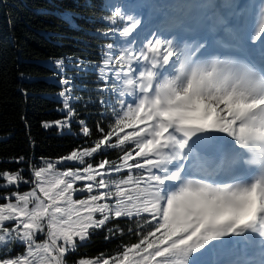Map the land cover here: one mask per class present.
I'll list each match as a JSON object with an SVG mask.
<instances>
[{
  "label": "snow or ice",
  "instance_id": "1",
  "mask_svg": "<svg viewBox=\"0 0 264 264\" xmlns=\"http://www.w3.org/2000/svg\"><path fill=\"white\" fill-rule=\"evenodd\" d=\"M143 6L105 0L106 30L92 33L112 41L100 63L66 58L77 74H97L83 89L93 127L74 106L65 58L56 61L63 117L42 127L76 123L88 140L39 165L14 158L27 179L0 170V264H208L246 234L264 249V2L203 4L201 17L154 26ZM65 162L78 166L57 171ZM99 230L135 241L73 259Z\"/></svg>",
  "mask_w": 264,
  "mask_h": 264
},
{
  "label": "trees",
  "instance_id": "2",
  "mask_svg": "<svg viewBox=\"0 0 264 264\" xmlns=\"http://www.w3.org/2000/svg\"><path fill=\"white\" fill-rule=\"evenodd\" d=\"M148 1L156 4L155 0ZM187 1L190 0H175L166 10L177 13ZM191 1L199 3V0ZM133 2L144 4L146 0ZM87 4L91 6L86 7ZM104 4L105 0H0V170L23 169L27 179L30 177L28 164L13 163L14 158L23 156L26 162L39 165L41 158L55 161L75 147L85 145L88 138L79 135L76 123L72 124L71 131L44 128L42 124L63 117L59 110L62 108L59 96L63 89L62 77L56 65L62 58H65L64 74L74 77L72 95L81 97L74 105L80 118L86 119L90 127L99 118L97 108L86 104L93 93L83 90L94 87L97 74H77L66 58L100 63V46L112 42L92 34L106 30L100 22V18L108 14ZM110 158L114 159L115 153H110ZM77 166L65 162L57 166V171ZM29 188V185H22L21 191ZM120 223L122 227L128 226ZM134 241L135 237L128 235L105 240L104 230H99L73 259L93 257L102 252L116 253L122 243ZM16 251L23 252V248Z\"/></svg>",
  "mask_w": 264,
  "mask_h": 264
},
{
  "label": "rangeland",
  "instance_id": "3",
  "mask_svg": "<svg viewBox=\"0 0 264 264\" xmlns=\"http://www.w3.org/2000/svg\"><path fill=\"white\" fill-rule=\"evenodd\" d=\"M232 1L234 2L235 0H232ZM239 1L246 2L247 0H239ZM261 2H264V0H254L253 5L258 6ZM209 3L214 5V6H220L221 1H219V0H199V4L197 5L194 1L190 0L186 3L185 7H183L181 10H179V14H181L182 17H184V16H190L191 17L192 15L193 16H203L208 12V9L201 8V7H199V5L209 4ZM193 6H194V11L192 10ZM144 7H146V6L144 5L142 7V9L139 11V14L141 15L142 19L144 21H147L149 26L156 25L157 24V18H158L157 14L159 12L153 13V10H151L147 13V16L143 17V12H145V9H143ZM223 7H224V4H221V8H222L221 10H222V12H225V9H223ZM256 10H258V8ZM188 13H190V14H188ZM221 258H222V255L218 254V260H220Z\"/></svg>",
  "mask_w": 264,
  "mask_h": 264
},
{
  "label": "bare ground",
  "instance_id": "4",
  "mask_svg": "<svg viewBox=\"0 0 264 264\" xmlns=\"http://www.w3.org/2000/svg\"><path fill=\"white\" fill-rule=\"evenodd\" d=\"M219 1H221V4H224L225 6H230L231 5V3H232V0H219ZM221 4H220V6L218 7V9L217 10H219V11H221L222 12V8H221Z\"/></svg>",
  "mask_w": 264,
  "mask_h": 264
}]
</instances>
